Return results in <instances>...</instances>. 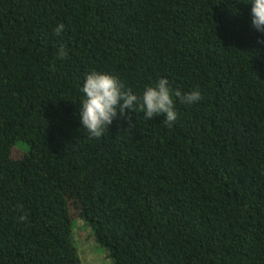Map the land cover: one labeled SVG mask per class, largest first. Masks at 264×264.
<instances>
[{"label": "trees", "instance_id": "trees-1", "mask_svg": "<svg viewBox=\"0 0 264 264\" xmlns=\"http://www.w3.org/2000/svg\"><path fill=\"white\" fill-rule=\"evenodd\" d=\"M245 3L0 0V264H83L79 218L113 264H264V33ZM92 71L201 99L93 138Z\"/></svg>", "mask_w": 264, "mask_h": 264}, {"label": "clouds", "instance_id": "clouds-1", "mask_svg": "<svg viewBox=\"0 0 264 264\" xmlns=\"http://www.w3.org/2000/svg\"><path fill=\"white\" fill-rule=\"evenodd\" d=\"M251 5V25L260 33H264V0H247ZM65 30L63 23L55 28L60 35ZM264 44V40L258 41ZM67 55L63 46L58 49V58ZM83 97L79 104L78 119L82 128L93 138L101 137L118 116H124L133 110L143 113L145 119L163 116L166 123L172 126L178 119L175 110V98L184 104H196L201 99V92L193 89L182 93L170 86L166 76L160 77L147 86L138 96L126 90L117 76L107 72L92 71L84 78L80 89Z\"/></svg>", "mask_w": 264, "mask_h": 264}, {"label": "rangeland", "instance_id": "rangeland-1", "mask_svg": "<svg viewBox=\"0 0 264 264\" xmlns=\"http://www.w3.org/2000/svg\"><path fill=\"white\" fill-rule=\"evenodd\" d=\"M74 243L83 264H113L109 251L97 242L88 224L80 218L74 223Z\"/></svg>", "mask_w": 264, "mask_h": 264}]
</instances>
